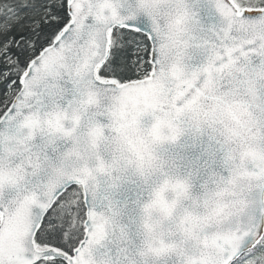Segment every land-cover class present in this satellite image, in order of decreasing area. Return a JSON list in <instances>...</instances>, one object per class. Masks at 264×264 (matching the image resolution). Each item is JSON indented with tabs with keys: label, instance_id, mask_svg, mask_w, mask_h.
<instances>
[{
	"label": "snow or ice",
	"instance_id": "snow-or-ice-1",
	"mask_svg": "<svg viewBox=\"0 0 264 264\" xmlns=\"http://www.w3.org/2000/svg\"><path fill=\"white\" fill-rule=\"evenodd\" d=\"M186 122L199 192L153 182ZM0 264H264V0H0Z\"/></svg>",
	"mask_w": 264,
	"mask_h": 264
},
{
	"label": "water",
	"instance_id": "water-1",
	"mask_svg": "<svg viewBox=\"0 0 264 264\" xmlns=\"http://www.w3.org/2000/svg\"><path fill=\"white\" fill-rule=\"evenodd\" d=\"M183 133L174 142H164L156 146V154L162 164L161 172L154 178L158 182L163 175L185 179L192 185L193 192H199L222 167V155L215 135L208 129L197 130L186 122ZM147 189L139 182H125L119 192H114L110 182L101 177L96 199L104 204L108 198L119 199L121 205L131 204L137 196L146 194Z\"/></svg>",
	"mask_w": 264,
	"mask_h": 264
}]
</instances>
